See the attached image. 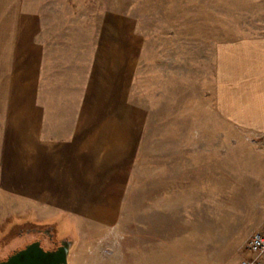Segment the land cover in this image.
<instances>
[{
	"label": "rangeland",
	"instance_id": "obj_1",
	"mask_svg": "<svg viewBox=\"0 0 264 264\" xmlns=\"http://www.w3.org/2000/svg\"><path fill=\"white\" fill-rule=\"evenodd\" d=\"M13 2L0 105L19 163H0V240L15 226L0 257L34 223L74 233L70 264L251 257L264 132L220 109L218 46L264 36V0Z\"/></svg>",
	"mask_w": 264,
	"mask_h": 264
},
{
	"label": "crops",
	"instance_id": "obj_2",
	"mask_svg": "<svg viewBox=\"0 0 264 264\" xmlns=\"http://www.w3.org/2000/svg\"><path fill=\"white\" fill-rule=\"evenodd\" d=\"M17 0H15L16 4ZM10 7V6H9ZM4 13V12H3ZM0 13V18L1 14ZM9 18H13L9 16ZM0 42V83L16 67L17 50L13 33ZM219 104L220 109L235 124L264 132V36L263 34L219 46ZM11 77V76H10ZM4 105H0V163L14 160L9 145L7 124L4 123ZM18 162V163H17Z\"/></svg>",
	"mask_w": 264,
	"mask_h": 264
},
{
	"label": "water",
	"instance_id": "obj_3",
	"mask_svg": "<svg viewBox=\"0 0 264 264\" xmlns=\"http://www.w3.org/2000/svg\"><path fill=\"white\" fill-rule=\"evenodd\" d=\"M61 236L60 244L54 249H46L35 240L0 257V264H70L77 238L73 232Z\"/></svg>",
	"mask_w": 264,
	"mask_h": 264
},
{
	"label": "flooded vegetation",
	"instance_id": "obj_4",
	"mask_svg": "<svg viewBox=\"0 0 264 264\" xmlns=\"http://www.w3.org/2000/svg\"><path fill=\"white\" fill-rule=\"evenodd\" d=\"M14 227L13 223L10 224V230L3 237L7 234L8 235L5 237V240H0V245L2 244L4 246L5 243H7L6 238H8L9 234L11 235ZM17 237L18 241H16L17 245L15 244V247H18H13L14 249L24 247L26 244L35 240H39L41 245L46 249H54L60 244L62 239V236L58 234L57 225L40 223H34L30 226L21 227L20 230L17 231Z\"/></svg>",
	"mask_w": 264,
	"mask_h": 264
},
{
	"label": "built area",
	"instance_id": "obj_5",
	"mask_svg": "<svg viewBox=\"0 0 264 264\" xmlns=\"http://www.w3.org/2000/svg\"><path fill=\"white\" fill-rule=\"evenodd\" d=\"M251 257H246L240 264H264V223L255 230L247 242Z\"/></svg>",
	"mask_w": 264,
	"mask_h": 264
},
{
	"label": "trees",
	"instance_id": "obj_6",
	"mask_svg": "<svg viewBox=\"0 0 264 264\" xmlns=\"http://www.w3.org/2000/svg\"><path fill=\"white\" fill-rule=\"evenodd\" d=\"M2 246H3V245L1 244V245H0V250H1Z\"/></svg>",
	"mask_w": 264,
	"mask_h": 264
}]
</instances>
